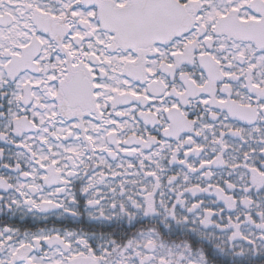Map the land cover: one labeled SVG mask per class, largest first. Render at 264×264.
<instances>
[{
    "label": "snow or ice",
    "instance_id": "6c2138e0",
    "mask_svg": "<svg viewBox=\"0 0 264 264\" xmlns=\"http://www.w3.org/2000/svg\"><path fill=\"white\" fill-rule=\"evenodd\" d=\"M0 264H264V0H0Z\"/></svg>",
    "mask_w": 264,
    "mask_h": 264
},
{
    "label": "flooded vegetation",
    "instance_id": "af4514ba",
    "mask_svg": "<svg viewBox=\"0 0 264 264\" xmlns=\"http://www.w3.org/2000/svg\"><path fill=\"white\" fill-rule=\"evenodd\" d=\"M13 223H15L17 226H20L21 223H23L22 221H20L18 218L16 220L13 221ZM33 225H35V227H43L45 226L42 223L39 222H33L31 217L27 218V223L24 225L26 227H33ZM76 227L77 225L75 224L74 221H70V220H56L55 222H53L51 219L47 224V227ZM97 230H104V231H111L112 229H108V228H103L100 229L98 228Z\"/></svg>",
    "mask_w": 264,
    "mask_h": 264
}]
</instances>
